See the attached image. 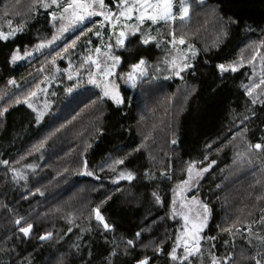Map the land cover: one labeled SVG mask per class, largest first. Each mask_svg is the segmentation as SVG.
I'll return each mask as SVG.
<instances>
[{"label": "trees", "instance_id": "16d2710c", "mask_svg": "<svg viewBox=\"0 0 264 264\" xmlns=\"http://www.w3.org/2000/svg\"><path fill=\"white\" fill-rule=\"evenodd\" d=\"M31 3L0 0V25L11 16L26 17L21 31L0 40V264H137L145 256L151 257L150 264H177L168 256L178 230L170 214L173 199L180 210L176 194L189 178V164L195 162L199 170L213 161L202 176L194 172L186 186L191 198L210 209L198 260L209 264L210 253L221 259L233 253L234 264H254L249 257L260 245L255 237L264 236V153L243 158L238 153L264 137V0H190L188 21L150 28L157 41L144 46L139 33L131 37L128 47L134 52L116 49L122 55L114 77L124 98L119 107L108 99L98 101L100 95L91 93L85 80H69L61 71L66 68L61 57L55 63L57 75H51L52 67L43 69L77 36L68 53L75 72L97 47L111 42L97 17L31 60L10 62L13 51H31L53 35L50 13L60 9L30 11ZM103 3L106 10L117 8L115 0ZM173 30L197 51L194 69L179 78L163 63L174 50L167 43ZM158 41H164L160 48ZM140 56L148 62L149 76L133 88L119 75L131 71ZM241 60L242 67L221 79L217 64ZM253 85L259 87L249 96L246 88ZM38 86H47V92L39 94L33 111L24 98ZM38 111H43L39 121ZM119 159L124 163L114 165ZM85 162L93 175L83 174ZM126 170L136 178L116 181ZM97 206L110 230L95 219ZM21 218L23 226L33 225L28 237L15 223ZM228 228L234 235L224 231ZM46 233L52 235L41 241ZM130 239L134 246L127 244ZM155 245L161 246L160 255Z\"/></svg>", "mask_w": 264, "mask_h": 264}, {"label": "snow or ice", "instance_id": "6c2138e0", "mask_svg": "<svg viewBox=\"0 0 264 264\" xmlns=\"http://www.w3.org/2000/svg\"><path fill=\"white\" fill-rule=\"evenodd\" d=\"M118 11L116 13H113L111 10L103 11L105 8V5L103 3V0H32V4L30 6V11L37 6L43 7L45 9L52 7L55 5L57 8L60 9L59 14L56 11H53L50 13L52 20L59 19L61 21V26L58 30L57 34L53 35L52 40L41 42L40 44L35 46L36 51H38L41 48L46 47L48 44H51L53 41L59 38V33H63L69 30L70 27H73L75 25L81 24L85 21L86 17L100 15L104 17V20L101 22V27L104 26V23L106 22L112 29V35L115 37V45H113L111 42L104 45L105 51H102L101 47H97L95 49V52L98 54L97 58H93L91 55L84 58V64H90L95 66L96 69L99 70V72H89L88 75V83L94 85L97 88H100V96L97 98L98 101L103 102L105 99L111 100L114 105L117 107L121 106L124 103V98L121 96L118 85L116 83L115 79H110V77H113L116 74V69L119 65L122 63V55L117 54L116 49H120L123 51L128 52H134V49H131L128 47L129 44L132 43L131 37H135L137 33L140 34L139 36V43L141 45L147 46L152 41H157V37L152 36L150 33H146L142 30L140 27L141 24L144 23L145 20H150L152 24H156L158 21H175L176 20V14L173 12V0H132L131 3H129V0H115ZM201 4H203V0H199ZM94 4H99L101 11H96L93 7ZM138 13L136 15V20L138 21L135 25H130L125 23L123 27L120 28L119 32H116V28L120 23L121 17L127 19H131L133 16V13ZM190 8L189 5L183 2L181 0L180 9H179V19L181 21H184L186 17L189 16ZM213 15L216 14V9H212ZM66 22V23H65ZM235 22V21H233ZM11 21H8L10 31L5 33L3 31H0V40H7L10 36H14L17 32L21 31L23 28V25L21 24L19 27L12 28L11 27ZM91 31V29H89ZM84 33L81 32V35ZM226 34V33H225ZM98 37L101 35L99 31L95 33ZM169 35L172 37L170 41H167L168 44L172 46L173 49H176V45L185 44V39L183 36L177 38L175 35V31L169 33ZM79 39V36L76 37V40ZM76 40H73L71 43L65 44L64 48L61 49L59 52L55 54L52 58L53 65H55V60L57 57L63 58L62 54L68 52L70 48H74L76 46ZM162 43L164 41H158L156 43V47L160 48L162 46ZM188 51L190 52V56L185 54L182 50L176 49L177 55H172L171 51H168L166 53V56L163 60V63L167 66V70L170 71L172 74L176 76H180L182 72H184L187 69H194V64L192 61L195 59L197 55V51L195 48L189 44L188 45ZM25 55H30V53L25 50ZM100 56H103V61L100 60ZM170 57V58H169ZM21 59L20 55L18 54V50L13 51L10 62H15L17 60ZM255 59V57H253ZM207 63V61H205ZM148 62L143 56H140L138 60L130 64L131 71L120 74V79L126 78V83H128L131 87L135 88L137 86V82L141 81L149 76V73L147 71L148 68ZM243 66V60H241L239 63L233 62L231 64H224L220 63L216 65V68L218 72L220 73L221 79L224 78V74L231 71L235 73L239 67ZM71 67V65H70ZM81 67H84V65H81ZM43 70V69H42ZM59 70V69H57ZM155 71L158 73L161 71L159 65L156 66ZM65 72H67L68 79L71 80L73 78V72L69 71L68 69H65ZM76 74H79V69L76 70ZM193 75H195V72L193 71ZM153 80H155L157 77L153 75L151 77ZM47 80V77L45 78ZM9 83H14V81H9ZM260 84H264V79H261ZM253 87H259V85H253L252 87L246 88V94L249 96L252 95ZM43 91V89H41ZM66 91H72L71 88L66 89ZM35 92L28 93V96H35ZM20 102V99H17V103ZM24 102L28 104L30 108H33V111H37L32 103L29 102L28 98H24ZM255 99H253V103H255ZM93 104H96L97 101H92ZM45 108H47V104H45ZM6 111V109H5ZM0 115H3L2 112H0ZM43 116V111H38L36 119L39 121ZM247 119V117H245ZM173 144H176L177 141L174 139L172 141ZM253 151L258 153H264V137H262L261 142L251 144L248 143L245 149V152L238 153V157L243 158L244 156L252 153ZM5 164H7V161H4ZM124 160L119 159L114 161V165L116 164H123ZM215 161H213L211 164H209L207 167L201 168L199 170L195 169V162L189 164L188 166V173L189 178L187 180H184L181 182V185L183 186H189L191 185V181L194 179L193 173L195 172V176L199 177L202 176L203 173L208 172L211 168L212 164H214ZM113 166V170H115ZM87 169V163L85 162V172L83 174L85 175H93L92 172H89ZM146 176L151 175L148 172H145ZM165 175V173L161 172V176ZM136 178L135 173L126 170L121 171L117 177L118 180H127L131 182ZM116 182V181H114ZM186 190V189H185ZM153 196L156 199V202L159 204L161 203L160 196L153 192ZM259 199V197H258ZM103 203V201H102ZM197 203L200 204V207L203 209V214H197V218L195 220L190 219L189 215L183 211L177 212V209L175 207L176 201L175 198L173 199V207L171 211V217L175 218L177 215H179L183 221V232L177 233L175 245L172 247L171 251L168 253L169 258L172 261H181V264H183L184 261H188V264H193V261L190 259L193 256L200 255L202 256V247H201V240L203 237L200 235V233L204 230L205 227H207L209 218H210V209L207 204L200 203L197 201ZM185 207L184 204H181V208ZM93 213H95V219L97 222L103 226V228L107 231L111 229V225L107 222L105 217L102 215L100 211V207L97 206L96 208L92 209ZM22 219H17L15 223L17 226H19V231L23 234L24 237H28L30 235V231L33 227L31 223L26 224V226L22 225ZM261 222H264V216H261ZM235 227V225H233ZM71 231V229H69ZM224 231L229 232L230 235H234L231 228L224 229ZM239 228H235V232H239ZM249 233L251 234L252 229L251 227L248 228ZM52 234L46 233L45 235L40 236V240L43 241L45 239H48ZM140 233L137 232L136 236L137 238L140 237ZM258 241H260L259 250L256 252L255 255H252L249 257L250 260L254 261V264H264V236L257 235L255 237ZM210 239H215L214 237H210ZM248 244L251 246L252 239L251 235L246 238ZM163 243V242H161ZM127 244L129 246H134L133 240H128ZM225 244H228V241H225ZM183 246V255H178L177 249ZM145 247H148V245H145ZM215 247V245H213ZM155 251L157 255H160L162 253V248L160 245H155ZM112 255H115V252L113 251ZM211 255V264H234V254L229 253L224 258H218L214 254L210 253ZM242 257L244 256V253L241 254ZM151 257L145 256L142 259H139L137 261V264H150Z\"/></svg>", "mask_w": 264, "mask_h": 264}, {"label": "rangeland", "instance_id": "374dc122", "mask_svg": "<svg viewBox=\"0 0 264 264\" xmlns=\"http://www.w3.org/2000/svg\"><path fill=\"white\" fill-rule=\"evenodd\" d=\"M196 1L198 2L199 0H196ZM131 2H132V0H129V3H131ZM183 2L186 3L187 5H189V8H190L189 16L186 17L184 21H181L179 19V9H180L181 0H173V12L176 14V17H177L175 21H171V20L168 21V22L158 21L156 24H152V22L150 20H145L144 23L140 25V27L145 26V24H150L151 26L150 27L149 26L146 27L145 30H144V32L149 33L150 32V28L152 26L157 25V24H163V23H165V24H170L171 25V24H173L175 22H178V21L183 22V23L186 22V21H188L189 18L191 17L190 0H183ZM53 6H55V5H53ZM37 7L41 8V9H45L43 7H40V6H37ZM93 7L95 8L96 11H101L99 4H94ZM36 8H34V9H36ZM34 9H32V11ZM103 11H108V10H106L104 8ZM117 11H118V9L116 8V10L115 11H112V12L113 13H116ZM2 12H3V6H2L1 14H2ZM7 14L9 16L11 15L10 13H7ZM136 15H138V13H135L134 12L132 18L131 19H127V20L125 18L121 17L120 23H119V25L116 28V32L118 33L119 30H120V28L123 27V25L125 23L130 24V25L137 24L138 21L136 20ZM95 17L99 18L101 20V22L104 20V17L103 16H100V15L86 17L85 18V21L83 23L78 24V25H75L73 27H70L69 30L66 31V32L59 33V38L56 39L55 41H53L51 44H48L46 47L41 48L38 51H36L34 49L31 50V51H27L28 53H30V55H25V53H18L20 55L21 59L15 61V62H25V61H29L32 58H34V57L42 54L46 49L50 48L51 46H55V44L61 43L67 36H69L71 33H73L76 29L82 28L88 21H90L91 19H93ZM25 18L26 17H20V18H18V16H16V17L13 16V18H12V16H11L10 18H8L7 22L4 23L6 25L2 26V24H1L0 27L1 28H8L9 27L8 21H11L12 22L11 23V27L12 28H15L18 25L20 26ZM52 25H53V35L54 34H57L58 33V30H59V28L61 26V21L59 19H57L55 21L52 20ZM104 26L107 27V30L110 33L111 43L113 45H115V37L112 35V29H111V27L106 22L104 23ZM1 28H0V31H3V29H1ZM53 35L51 36V38L49 40H52ZM49 40H46V41H49ZM104 45L101 47L102 51H105L106 50L104 48ZM177 45L178 46H176V49L182 50L185 54H187V55L190 56V52L188 51V46H186L185 44H183V45L177 44ZM181 46H183V47H181ZM176 49L173 50L172 55H177ZM66 53L67 54L64 53V55H62L63 58H60V59H62L64 61V63L66 64V68L65 69H68L69 71L73 72V78L71 80H74V79L75 80H78V81L85 80L86 84L89 87V91H91V93H93V94H96L97 93L98 95H100V92H101L100 88H97L94 85L88 83V75H89V72L90 71L91 72H99V70L96 69L95 66L91 65L90 62H89V64H84V62H83L82 65H84V67H81V65H80L79 68H78L79 69V74H76V72L73 70L74 64L72 62V58H70L72 56V54H68L69 53V50ZM90 55L95 59V58H97V55L98 54L94 50ZM99 58H100L101 61H103V59H104L103 56H100ZM57 60L58 59L56 58L55 63H56ZM47 65L48 64H45V66L43 67V69H46V68H49L50 69L52 67V74L50 73L52 76L57 75L60 72V69L56 65H53V62L48 67H47ZM70 65H71V67H70ZM57 69H59V70H57ZM61 71L68 78L67 72H65V70L63 68H61ZM46 77H47V75H46ZM114 77H115V75L113 77H110V79H114ZM174 78H179V76L174 75ZM41 89H43V91H41ZM32 92H35L36 95L35 96H25V97L28 98L29 102L32 103V105L36 106L37 104H40V103H38L39 102V99H40V95L39 94H44L45 95L46 92H47V86H45V87H39L38 86ZM32 97H33V99L30 100ZM48 104H49V102L47 101V108H48ZM141 127L143 128V130H145L144 129V127H145L144 126V123H141ZM116 181H120V180L117 179ZM185 189H186V186L181 185L179 187V190L177 191L176 198L178 199L179 204H180V210H177V212L183 211V212H185V213H187L189 215L190 219L195 220L197 218V214H200V215L203 214V209L200 207V204L197 203V201L195 199L191 198V196H190L191 194H189V191L187 193V190H185ZM181 204H184L185 207L181 208ZM174 219L178 223L177 233L178 232L182 233L183 232V225H184L183 219L179 215H177ZM205 228H204V230H205ZM204 230L200 233V235L202 237H203ZM176 236H177V234H176ZM175 241H176V238H175ZM175 241H174L173 246L175 245ZM202 242H203V239L201 240V244H202ZM177 253H178V255H183V246H181L180 248L177 249ZM190 259L193 261L194 264H195V262H196V264H200V261L198 260V255L197 256H193ZM173 262H175L177 264H181V261H173ZM185 262L186 261H184L183 264ZM209 264H211V263H209Z\"/></svg>", "mask_w": 264, "mask_h": 264}]
</instances>
